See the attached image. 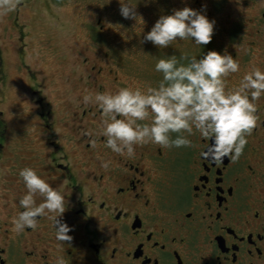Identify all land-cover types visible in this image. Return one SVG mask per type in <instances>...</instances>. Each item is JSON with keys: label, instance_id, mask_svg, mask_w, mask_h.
I'll return each mask as SVG.
<instances>
[{"label": "flooded vegetation", "instance_id": "af4514ba", "mask_svg": "<svg viewBox=\"0 0 264 264\" xmlns=\"http://www.w3.org/2000/svg\"><path fill=\"white\" fill-rule=\"evenodd\" d=\"M224 4L181 0L215 24L208 44L175 56L187 63L227 50L240 65L225 77L234 90L245 72L264 70V7ZM53 5L61 0H19L0 16V264H264V95L235 160L205 158L211 141L195 129L188 146L148 142L115 153L101 135L109 117L95 94L159 83L126 80L109 28L86 20L83 33H56ZM26 166L63 193L58 219L71 226V240L55 238L48 215L14 226Z\"/></svg>", "mask_w": 264, "mask_h": 264}, {"label": "clouds", "instance_id": "9594fccd", "mask_svg": "<svg viewBox=\"0 0 264 264\" xmlns=\"http://www.w3.org/2000/svg\"><path fill=\"white\" fill-rule=\"evenodd\" d=\"M19 0H0V16L13 10ZM120 14L136 18V6L118 0ZM203 7V5H202ZM214 19L205 12L184 6L161 15L143 39L159 47L172 41L190 39L194 44H208L214 31ZM175 55L159 58L155 71L162 73L158 87H120L114 92H98L94 100L108 115L102 121L101 135L105 146L115 153L132 154L134 146L152 142L161 146H188L193 130L211 141L205 158L219 162L231 155L237 159L247 143L246 134L256 126L257 101L264 95V70L254 67L245 72L234 90H226L230 73L239 70V62L227 50H208L199 58L181 63ZM85 102L89 101L84 96ZM151 114V121L144 122ZM176 133L173 137L171 134ZM187 133L188 135H185ZM102 166H107L104 163ZM26 192L20 197L22 208L13 223L17 230L34 227L37 217L48 215L53 220L55 238L71 240V226L62 222L65 211L63 193L33 167L20 169ZM42 197L37 203L36 197ZM54 214V215H50ZM57 264H64L62 258Z\"/></svg>", "mask_w": 264, "mask_h": 264}, {"label": "rangeland", "instance_id": "374dc122", "mask_svg": "<svg viewBox=\"0 0 264 264\" xmlns=\"http://www.w3.org/2000/svg\"><path fill=\"white\" fill-rule=\"evenodd\" d=\"M201 1L205 4L210 2ZM224 1L225 11H229L235 2L241 3L240 7L243 9L245 3L250 4L254 1L264 7V0ZM128 2L136 6L135 10L139 16L135 19L125 18L120 14L118 0H61V5H53L50 10L54 13L51 19L55 18L52 21L58 24L49 27L57 28L56 33H83L82 29L86 27L87 20L93 28L101 26L109 28L110 31H104V34H112L110 44L114 60L126 80L134 86L158 84L162 80V73L155 71L156 60L186 54L188 46L190 48L194 45L195 48L196 44L190 39H177L167 47H159L144 40L143 36L159 16L170 14L173 9L180 8L181 0H128ZM243 11H246L244 15L249 13V10H241Z\"/></svg>", "mask_w": 264, "mask_h": 264}]
</instances>
